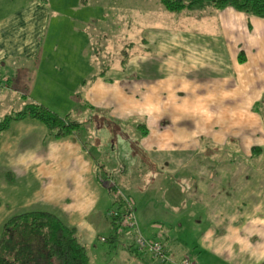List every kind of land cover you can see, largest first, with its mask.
I'll list each match as a JSON object with an SVG mask.
<instances>
[{
    "label": "crops",
    "instance_id": "crops-1",
    "mask_svg": "<svg viewBox=\"0 0 264 264\" xmlns=\"http://www.w3.org/2000/svg\"><path fill=\"white\" fill-rule=\"evenodd\" d=\"M90 1L78 5L85 9ZM153 3L166 11L159 0ZM97 9L104 13L105 7ZM62 13V6L52 8L47 0H0V122L20 112H12L14 101L23 108L41 103L38 90H80L87 104L109 109L117 119L121 168H146L154 175L144 191L137 176L129 193L122 189L133 201L141 232L153 235L159 221L171 223L175 214L163 198L180 195L197 202L212 223L192 264H264V17L232 8L176 13L185 17L180 30H146L140 55L128 57L121 70H106L107 81L88 85L77 80L78 74L88 78L87 44L57 60L50 53L51 28ZM79 22L87 24L86 18ZM75 134L56 139L30 118L11 122L0 134V216L10 215L7 221L25 212L52 213L86 247L98 231L113 229L108 213L123 207L119 198L111 201L99 177L102 171L110 177L104 162L117 164L104 151L95 157L72 140ZM29 168L37 171L27 173ZM175 176L180 182L170 184L167 178ZM105 240L100 238L115 241ZM163 246L170 254L167 242Z\"/></svg>",
    "mask_w": 264,
    "mask_h": 264
},
{
    "label": "rangeland",
    "instance_id": "rangeland-1",
    "mask_svg": "<svg viewBox=\"0 0 264 264\" xmlns=\"http://www.w3.org/2000/svg\"><path fill=\"white\" fill-rule=\"evenodd\" d=\"M47 1L52 8L62 6L63 13L61 15L65 17H62L60 22H55L51 28L54 30L52 38L55 42L53 47H50L52 49L50 53L54 58L56 55L71 56L77 52L76 47L80 48L83 42L87 44L88 53L87 50L85 53L88 54L86 56L88 60L86 63L91 70L88 69V78L78 74L77 80H85L88 85L103 77L104 81H107L106 70H121L124 65L123 61L126 63L128 57L140 55L139 45L146 30L162 26H174L176 30H180L185 25L183 15L168 13L162 10L159 5L155 8V3H153L155 0H142V5L134 4L135 0H91L85 9L78 5L79 0ZM75 6L76 8H74ZM100 7H105L104 13L97 9ZM85 18L87 24L80 25L79 19L84 21ZM73 20L77 22L74 23ZM77 30L84 32V37L81 36V32V34H77L79 32ZM73 39L76 45L71 46ZM53 57L49 63L51 69L54 67ZM69 59L67 62L62 61L61 67L64 72L70 70L72 62L70 63ZM83 74L86 75L84 72ZM131 84H134L133 80H131ZM80 88L78 87V90ZM50 90H38L40 91L39 94L36 92L37 97H40L39 101H41L37 104L60 117L71 114V119L81 124L80 131L74 135L75 138L72 140L74 142L80 141L90 153L92 152L91 154L95 155L97 152L99 157L103 156V151L106 152L105 157L111 156L117 164L116 168H111V164H108L111 161H103L110 171V177L105 176L107 177L105 180L102 176L101 179L108 190V194H110L111 201L118 197H121L123 202L124 199L131 200L124 192L129 193V187L134 184L136 176L137 182L142 184L141 191L146 190L148 185L152 184L154 175L151 174L150 177L146 168H121L117 150L120 145L122 146V142L118 139V135L113 132L121 129L116 124L118 123L117 119L111 117L112 114H110L109 109L92 107L87 104V100L80 90L79 92H61L59 90L55 93L52 92V88ZM11 109L12 112L22 111L24 109L23 103L14 101ZM132 119L136 121L134 117ZM112 145L113 147L117 145V148L115 146L116 149H113ZM141 159L142 163H145L146 157ZM31 160L34 161V158L32 157ZM52 164H54V168H59L57 161ZM42 167L39 166V168ZM95 168H99L98 164ZM31 171L36 172L37 170L36 168H29L27 173ZM164 177L166 178L165 175ZM167 179L170 184L180 182L177 176ZM113 184L116 189L112 187ZM181 184L184 186L183 182ZM169 200L163 198V206L175 214L172 216L171 223L170 220L167 222L159 221L160 224H157V229H154L153 235H149L143 230L141 233L148 240L162 244L163 241L164 243L167 242L171 249L169 264H182L183 261L192 264L198 253L203 252L200 240L204 232L211 227V219L206 210L202 211L200 208H195L197 202L191 199L187 201L185 198L183 200L180 195H175ZM132 205L135 209L134 204ZM191 208L194 209L186 211V209ZM5 214L0 216V234L3 223L10 216ZM98 232L101 239H109L112 235H117V239L113 243H102L103 241L101 242L100 238L97 237L93 244H87L88 264H145V262L156 264L149 252L144 253L147 261L135 251L130 250L129 244L132 239L130 232L122 229H118L117 232L113 229Z\"/></svg>",
    "mask_w": 264,
    "mask_h": 264
},
{
    "label": "trees",
    "instance_id": "trees-1",
    "mask_svg": "<svg viewBox=\"0 0 264 264\" xmlns=\"http://www.w3.org/2000/svg\"><path fill=\"white\" fill-rule=\"evenodd\" d=\"M79 1L81 5H86L90 0ZM159 1L167 12L173 14L210 7L216 10L232 8L247 15L264 17V0ZM24 118L42 123L56 139L78 133L81 128V124L73 121L71 115L60 117L43 106L28 104L22 111L6 116L0 122V134L8 129L11 122ZM99 169L104 170L103 166H99ZM103 173L100 172V179ZM104 179L106 180L105 177ZM118 198L124 208L123 199ZM131 203L133 204V201ZM112 211L116 212V217L111 218V226L113 231L117 232L120 229L118 220L122 211ZM112 239L116 240L117 235H112ZM0 264H88V255L74 229L66 227L52 213L31 211L12 216L2 226Z\"/></svg>",
    "mask_w": 264,
    "mask_h": 264
},
{
    "label": "built area",
    "instance_id": "built-area-1",
    "mask_svg": "<svg viewBox=\"0 0 264 264\" xmlns=\"http://www.w3.org/2000/svg\"><path fill=\"white\" fill-rule=\"evenodd\" d=\"M108 216L114 218L116 217V212L110 211ZM120 216V220H118L120 229L130 232L132 245L137 252H149L156 264L170 263L169 253L165 250L163 244L154 240H148L142 235L133 205L129 200L124 199V208L120 213ZM101 241L104 242L105 239H101ZM182 264L190 263L188 261H183Z\"/></svg>",
    "mask_w": 264,
    "mask_h": 264
}]
</instances>
